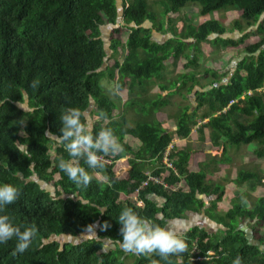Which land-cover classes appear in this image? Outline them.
Returning <instances> with one entry per match:
<instances>
[{
    "label": "trees",
    "instance_id": "16d2710c",
    "mask_svg": "<svg viewBox=\"0 0 264 264\" xmlns=\"http://www.w3.org/2000/svg\"><path fill=\"white\" fill-rule=\"evenodd\" d=\"M120 5L118 12L116 0H0V183H11L20 191L19 199L5 206L4 213L22 230L32 225L37 229L36 239L24 253L12 254L15 238L0 243V264H149L145 256L128 254L130 261L124 259L117 219L125 207L165 227L179 222L187 228L182 235L187 251L168 261L153 255L151 259L160 264H232L237 256L243 264H264V235L253 228L255 241L260 242L253 245L241 228L245 220L264 225V196L251 207L233 200L232 207L220 213L216 210L224 185L209 181L203 169L192 171V151L172 147L165 156L174 137L188 139L193 128L207 119L198 129L201 134L207 129L212 146H222L225 152L227 145H253L257 157L264 158V0H121ZM190 6L199 7V17L225 8L237 10L240 18L229 29L216 18L198 23L170 16ZM118 16L121 22L107 30L106 25L115 24ZM179 20L182 25L177 28ZM238 32L239 38H223ZM158 34L170 37L157 41L154 35ZM250 35L259 40L244 46L240 55L245 57L230 78L222 84L224 76L204 70L211 80L202 85L200 45L236 49ZM169 60L173 65L183 61L187 72L160 84V90L168 91L171 83L175 89L171 95L187 99L195 94L198 109L204 108L199 116L189 106L178 110L171 132L158 120L146 119L166 107L171 95H158L155 100L142 97L153 79L164 80ZM37 79L39 85L31 87ZM103 80L115 81L118 90L127 88L129 95H135L136 100L125 106L141 105L144 120L130 126L124 115L115 118L117 105L100 86ZM67 107L85 113L94 133L111 128L122 145L121 152L105 157L111 164L103 169H88L79 160L96 177L87 188L71 182L59 168V160L68 159V153L45 136L46 131L61 135L59 113ZM128 137L137 142L136 147ZM17 143L27 145V156L15 148ZM125 157L122 168L127 170L118 177L113 168ZM165 157L171 167L163 163ZM147 173L162 179L169 189L151 183L137 195ZM262 179L257 172L243 169L234 181L250 182L254 188ZM201 212L217 224L216 233L186 220L187 215ZM96 222L95 236L71 241ZM105 222L109 227H104ZM104 245L109 248L101 252ZM195 248L200 256L208 251L215 255L195 261Z\"/></svg>",
    "mask_w": 264,
    "mask_h": 264
},
{
    "label": "rangeland",
    "instance_id": "374dc122",
    "mask_svg": "<svg viewBox=\"0 0 264 264\" xmlns=\"http://www.w3.org/2000/svg\"><path fill=\"white\" fill-rule=\"evenodd\" d=\"M151 1V0H149ZM158 18L161 19L162 15V9L160 6L156 8L158 10ZM199 7L197 6H190L183 8L179 14H170L171 17L175 18L178 16L179 18H185V19H195V22H204L212 18H216L219 20L222 24H224L227 28L233 27V24L237 20V18H240V14L237 10L233 9H219L216 11H212L209 14L206 15H200ZM260 22H258L259 24ZM147 26H149L148 23H146ZM182 25V20H179L176 22L177 28H180ZM257 24L254 25L252 29L256 30ZM105 31V27L103 28ZM108 30V29H107ZM247 32L249 29L246 30ZM245 31V32H246ZM127 34H124L122 36L123 39H125ZM155 40L157 41H163L170 37V34L165 35H154ZM226 36V35H225ZM251 38L246 41V43L239 48L236 49H213L210 45L203 43L200 45L202 50V57L200 58L201 65L198 69L199 75V81L202 85H207L209 81L211 80L210 75L204 73V70H212V71H218V74L221 77L222 82H226L227 79L230 78V74L233 72V69L235 68L234 63L232 62L233 59L236 58V55L243 51L244 46L246 44H254L259 40V37H255L253 35H250ZM108 37V35H107ZM239 38V37H237ZM239 51V52H238ZM109 54L111 55L112 52L109 51ZM119 59H122V55L118 56ZM232 62V63H231ZM187 70L184 69V62L179 61L176 65H173V63L169 60L166 64V70H165V78L163 81L153 79L147 92L145 94H142L143 98L146 99H157L158 95H161L163 98H166L168 94H173L175 89L173 88V85L168 83L169 90L162 92L160 90V84L166 85L168 81H171L175 78L176 75H179L181 73H186ZM100 86L102 89L109 95V97L116 103L117 109L114 112L115 118H118L120 115H124L127 118L128 124L130 126L134 125L139 120H144V111H140L141 105H135V107L132 108H126L125 104L135 99L136 96H132L128 94L127 88L123 90H118L115 81L110 82L107 80H103L100 83ZM207 88V87H206ZM202 91L200 88H197L196 90ZM205 89V88H204ZM206 90V89H205ZM188 96V95H186ZM168 105L164 108H161L159 110H155L154 112L150 113V116L146 118L147 120H151L152 118L155 120H158L161 124V126L167 131L171 132L174 129V121H175V115L178 110L183 109L187 106L190 107V112L196 110L197 115L199 116L204 108L198 109L199 103L198 99L196 98L195 94H192L189 96V98L185 99L182 96H179L177 94L171 95L168 98ZM146 104V103H145ZM147 106V105H146ZM95 117L98 119V116L95 115ZM207 119H204L201 121L197 126L193 128L192 134L188 139H182L174 137L171 145L167 149V153L165 156L168 155V152L171 150L172 147H174L177 150H191L193 154V159L191 161V169L192 171H199V170H205L207 173V179L212 182H219L220 184L224 185V193L222 195L221 200L217 203V210L220 213H223L227 208L232 207L233 200L235 201H241L245 206L247 204L248 207H251L256 201V199L260 196H264V158H258L255 154V146H231L227 145L225 147L226 151L224 152V148L222 146L220 147H214L209 141L208 137V131L207 129H203V133L201 134L199 132L198 127L204 123ZM204 137V141H201V138ZM128 141L130 144H132L134 147L137 146V142L134 141V139L128 137ZM203 147V148H202ZM53 148L55 146L53 145ZM53 151V150H52ZM52 156L55 155V152L53 151ZM212 157L215 158H221L222 160H227L224 163H218L213 162ZM164 164H168L167 158L165 157L163 159ZM126 165V157L124 159H121L118 161L117 165L113 168L114 171H116L118 177H120V173L123 174L125 170H127V167L125 170H123V166ZM158 165V164H157ZM121 167V172L117 171ZM250 170L253 172H257L261 177H263L261 183H258L254 188L251 187L250 182H235L234 180L237 178L238 173L240 170ZM147 171H150L149 169ZM184 181L180 183L181 185H184ZM239 196V197H238ZM248 196V197H247ZM186 220H193L192 224H195L197 219L196 213H192L190 215H187ZM195 221V222H194ZM171 229L175 230L179 234L183 235L187 228H182L181 225L183 223H173ZM200 224V223H199ZM170 226V225H168ZM181 228V229H177ZM205 229L212 233H216L219 228H209L208 225L204 226ZM241 228L243 230L247 229H253L258 228L260 233L264 235V225L258 224L256 221H248L245 220L241 224ZM189 229V228H188ZM184 230V231H183ZM83 237V236H81ZM72 241V238H71ZM128 254L124 256V259L126 261H130V258L127 257ZM133 262V261H132Z\"/></svg>",
    "mask_w": 264,
    "mask_h": 264
},
{
    "label": "clouds",
    "instance_id": "9594fccd",
    "mask_svg": "<svg viewBox=\"0 0 264 264\" xmlns=\"http://www.w3.org/2000/svg\"><path fill=\"white\" fill-rule=\"evenodd\" d=\"M38 85L39 80H33L31 87L35 88ZM19 106L26 110L21 104ZM59 114L62 123L61 135L46 131L45 136L62 144L68 153V159L59 160V168L71 182L87 188L96 177L85 167L80 166L79 160L83 159L88 169H103L104 158L121 152L122 145L111 128H101L94 133L92 123L78 108H63ZM15 148L27 156V145L17 143ZM19 196L20 191L15 185L0 183V243H6L15 238L16 247L13 255L24 253L37 237V229L34 225L24 227L22 230L21 226L15 224L12 218L4 213L5 206L15 203ZM117 220L121 225L120 248L126 254L145 256L149 258V264H160L159 260L151 259V257L155 255L168 261L169 257L187 251V242L181 234L141 216L132 207L122 209ZM104 227H109L107 222ZM92 231H95V226L89 225L82 235L86 238ZM108 248V245H104L101 252H106ZM232 264H243L242 257L237 256Z\"/></svg>",
    "mask_w": 264,
    "mask_h": 264
},
{
    "label": "water",
    "instance_id": "95a60500",
    "mask_svg": "<svg viewBox=\"0 0 264 264\" xmlns=\"http://www.w3.org/2000/svg\"><path fill=\"white\" fill-rule=\"evenodd\" d=\"M120 3H121V0H116V5H117V7H118V9H117L118 12H121V10H122ZM121 20H122V18H121L120 16H118L117 19H116V23H115V24H113V23L108 24V25H106V28H107L108 30H110V29L116 27L117 24H118L119 22H121ZM149 26H150V23H149ZM102 30H103V27H102ZM239 36H240V34H239V32H238V34H237L236 36H234L233 34H227L226 36H223V38L230 37V38H232V39H235L236 37H239ZM103 39H104V38H103ZM105 39H106V36H105ZM105 39H104V41H105ZM244 57H245V54H242L239 58L235 59V60L233 61L234 66H236L237 63H238L239 61H241ZM91 106H92V103L90 102L89 107H88V109H87V112L90 111ZM203 219L205 220V222H208V223L211 224V225H215V222H213V221H212L210 218H208L207 216L204 215V216H203ZM216 225H217V224H216ZM94 226H95V230H97V228H98L97 222L94 224ZM245 231H246V233H247V238L250 240V243H251V244H253V245H260V242H256V241L253 239V231H252L251 229H249V230H245ZM93 236H95V234H94V232L92 231L89 235H87L86 238H85L84 236H83V237H72V242H73L75 239H78L79 242H83V241H85V240H87L88 238H91V237H93Z\"/></svg>",
    "mask_w": 264,
    "mask_h": 264
},
{
    "label": "built area",
    "instance_id": "2783aa9c",
    "mask_svg": "<svg viewBox=\"0 0 264 264\" xmlns=\"http://www.w3.org/2000/svg\"><path fill=\"white\" fill-rule=\"evenodd\" d=\"M199 128V127H198ZM105 159V164H107V165H110L111 164V161L110 160H108V159H106V158H104ZM168 167H171V165L170 164H166ZM151 183H153V184H158V185H162L164 188H168L169 186L166 184V183H164L163 182V180L162 179H160L159 177H155V176H153L151 173H147V176H146V179H144V180H142L141 181V183H140V187L136 190V192H137V195H138V192H139V189L141 188V187H146V186H148L149 184H151ZM169 189V188H168ZM136 192H135V195L134 196H136ZM136 198V200H137V205H141L142 204V201L141 200H138L137 199V197H135ZM194 253H196V257L194 258V260L195 261H204V260H209V259H212L213 257H214V252H212V251H208L207 253H206V256H200L199 255V252H197V249L195 248L194 249Z\"/></svg>",
    "mask_w": 264,
    "mask_h": 264
},
{
    "label": "flooded vegetation",
    "instance_id": "af4514ba",
    "mask_svg": "<svg viewBox=\"0 0 264 264\" xmlns=\"http://www.w3.org/2000/svg\"><path fill=\"white\" fill-rule=\"evenodd\" d=\"M237 58H239V57H237ZM237 58H235V59H237ZM235 59H233L232 62H233ZM232 62H231V63H232ZM234 70H235V69H233V72H234ZM217 72H218V71H217ZM233 72H232V73H233ZM232 73H231V74H232ZM224 78H226V77H223L222 80H223ZM221 83L223 84L224 82L221 81ZM201 90L204 91L205 89H201ZM203 216H204V215H203V212H201L200 214H196V217H197V219H199V220L196 221L195 225L200 223L199 225H201V226L208 225L209 228H217L216 223H215V225H211V224H209L208 222H205V220L203 219ZM194 222H195V221H194ZM173 223H174V222H169V223L167 224V226L170 225V226H168V228H172V226L174 225ZM191 224H192V223H191ZM192 225H193V224H192ZM181 226H182L183 229L185 228V225H181ZM177 229L179 230V229H181V228H178V226H177ZM247 230H249V229H247ZM251 230H252V229H251ZM183 231H184V230H183ZM253 239L255 240L254 231H253ZM256 242H257V241H256ZM262 247H263L262 249H264V246H262Z\"/></svg>",
    "mask_w": 264,
    "mask_h": 264
}]
</instances>
